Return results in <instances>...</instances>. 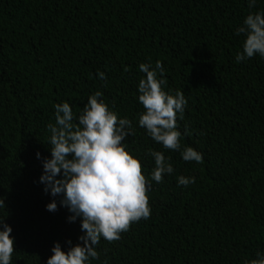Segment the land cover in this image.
I'll use <instances>...</instances> for the list:
<instances>
[{
    "label": "trees",
    "instance_id": "trees-1",
    "mask_svg": "<svg viewBox=\"0 0 264 264\" xmlns=\"http://www.w3.org/2000/svg\"><path fill=\"white\" fill-rule=\"evenodd\" d=\"M256 11L264 0H0V217L12 229L11 264H45L53 242L82 243L79 217L69 222L38 178L54 105L67 102L75 118L96 90L132 121L123 142L150 185L151 212L118 240L101 238L89 264H246L264 252V59L235 61L244 39L235 29ZM157 60L164 90L186 98L180 144L200 163L137 124L138 66ZM149 149L173 167L159 183ZM181 175L194 183L178 185Z\"/></svg>",
    "mask_w": 264,
    "mask_h": 264
},
{
    "label": "clouds",
    "instance_id": "clouds-1",
    "mask_svg": "<svg viewBox=\"0 0 264 264\" xmlns=\"http://www.w3.org/2000/svg\"><path fill=\"white\" fill-rule=\"evenodd\" d=\"M247 2L251 8L256 0ZM235 34L244 37L241 50L235 55L236 62L254 55L264 59V11L249 12ZM138 67L144 73L137 84V99L144 108L138 115V126L163 148L179 151L184 161L200 163V152L190 146L181 148L180 144L177 117L183 118L187 103L183 92L170 94L164 90L165 69L159 60L154 66L149 61ZM97 75L104 78L103 72ZM54 108L55 123L47 125L50 158L42 159L38 179L44 191L53 197L59 196L60 206L70 213L69 222L79 217L82 235L77 239L82 243L61 250L60 244L53 242L52 254L45 264H89L90 258L98 256L95 246L101 238L118 240L131 222L149 217L151 209L146 192L150 185L141 172L139 158H134L123 142L132 134V121L110 110L99 90L87 97L75 118L67 102L56 104ZM35 155L40 159L39 152ZM145 155L154 160L153 181L159 183L164 175L173 172L163 152L149 149ZM194 181L191 176L177 177V184L182 186ZM0 206L4 207L2 199ZM45 208L55 211L56 200L48 202ZM11 231L0 217V264H11L14 251ZM246 264H264V252L257 251L256 258Z\"/></svg>",
    "mask_w": 264,
    "mask_h": 264
}]
</instances>
